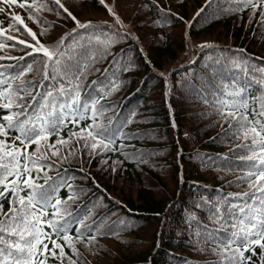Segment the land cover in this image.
Returning <instances> with one entry per match:
<instances>
[{
	"label": "trees",
	"instance_id": "16d2710c",
	"mask_svg": "<svg viewBox=\"0 0 264 264\" xmlns=\"http://www.w3.org/2000/svg\"><path fill=\"white\" fill-rule=\"evenodd\" d=\"M61 2L82 21L87 19L110 27L101 21L114 18L98 0ZM158 2L164 11L157 12L151 0H125L121 11L118 0H105L115 12L133 13L132 21L139 19L144 24L135 27L141 37L140 44L130 36L119 40L111 45L107 56L91 66L99 71L85 70L79 81L82 100L93 89V95L103 96L96 107L104 106V109L95 118L102 128H115L130 117L123 132L126 136L138 132L143 135L125 138L123 151L118 135L113 137L116 151L97 150L96 154L87 156L81 155L77 148L79 159L69 158L46 173L51 178L49 184L59 174L74 190L73 198L65 199L69 196L68 188H58L56 195L61 204L57 206L60 208L57 215L65 210L73 216L79 213L82 218L87 217L84 224L98 225L99 233H104H97L95 251L77 244L82 257L80 264L84 261L87 264H184L185 260L188 264H209L208 255L193 247L197 240L194 234L199 232L203 236L204 228H215L218 238L226 242L230 229L214 224L209 219L208 208L228 193L246 190L244 184L229 183L243 177L245 173L240 166L250 162L238 158L245 154L243 150H234V145L241 142L239 139H232L231 134L223 136L228 126L220 119L217 108L220 107L218 102L230 99L227 94L234 88L243 89L250 114L254 107L259 111L264 105V27L255 22L259 15L253 17L247 8L237 10L240 0H211V8L206 0ZM85 5L94 12H101L105 19L80 14ZM49 7L55 8L54 3ZM202 7L205 10L197 15ZM15 11L46 45L52 43V36L63 35L74 26L66 14L58 18L54 12L38 11L42 23L60 25L41 34L40 27L28 20L25 12L18 7ZM169 11L184 20L177 19L176 15L166 20L165 12ZM7 23V13H0V27ZM119 32L123 31L119 29ZM9 34L32 42L20 32L6 30L5 35ZM142 39L149 44H144ZM87 40V36H78L69 47L79 51V45L88 47ZM7 51L9 49L5 48L0 53ZM20 54L12 51V55ZM114 56L117 63L112 66ZM16 63L0 60V64L7 67L5 76L14 71L12 66ZM39 64L37 60L33 67ZM125 67L127 71H123ZM105 68H110V72L104 73ZM112 73L121 83L117 90L109 92ZM160 73L166 74L167 82ZM33 75L27 73L26 77L32 79ZM93 81L97 83L93 85ZM169 92L170 95H166ZM88 122L82 119L75 128L66 123L60 136L67 137L70 131H78ZM55 140V135L48 137L49 144ZM35 148V144H30L27 151L32 153ZM42 153L51 156L43 142L36 156ZM134 154L136 159L125 158ZM140 154H143L142 163ZM81 167L89 174L87 179ZM31 175L37 176V173L33 171ZM44 176L41 170L35 182L43 185ZM125 182L129 186H125ZM198 203L202 204L199 208L195 206ZM0 204L6 208V199H0ZM52 212L49 207V218ZM193 215L196 219L191 218ZM44 228L51 231L47 225ZM75 230L72 225L69 232ZM200 246L216 245L202 241ZM255 251L257 256L253 260L258 262L260 250L257 247ZM65 252L70 254V249L65 247ZM245 255L250 253L245 252Z\"/></svg>",
	"mask_w": 264,
	"mask_h": 264
},
{
	"label": "snow or ice",
	"instance_id": "6c2138e0",
	"mask_svg": "<svg viewBox=\"0 0 264 264\" xmlns=\"http://www.w3.org/2000/svg\"><path fill=\"white\" fill-rule=\"evenodd\" d=\"M151 2L157 12L164 11L158 0ZM206 2L211 8V0ZM51 3H54L55 8L49 7ZM98 4L115 18L116 24L123 26V20L113 10V6L106 4L105 0H98ZM16 7L27 14L28 20L40 27L41 34L60 25L42 23L38 11L54 12L58 18L66 14V18L74 22V26L63 35L52 36V43L46 45L25 23L22 15L15 11ZM236 8L249 9L253 17L258 13L259 20L255 22L264 27V0H240ZM204 10L202 7L196 14L199 15ZM0 13H7L8 18L6 26L0 27V50L9 49L0 53V60L18 62L12 66L14 71L7 76V67L0 64V199L7 201L6 208L4 204H0V264H65V260L67 264H80L82 257L77 244L95 251L99 226L84 224L87 217L82 218L79 213L73 216L65 210L63 214L57 215L60 213L57 206L61 204L56 195L58 188H68L69 196L65 199L73 198L74 190L70 184L64 183L59 174L49 184L48 180L51 178L46 173L49 168L58 167L69 158L79 159L77 148L81 155L92 156L97 150L116 151L113 137L117 135L120 136L121 143L125 138L143 135L138 132L126 136L123 132V126L130 117L119 122L115 128H102L95 118L104 109V106L100 109L96 107L103 96L93 95V89L83 100L80 97L81 75L85 70L99 71L91 66L109 54L111 45L128 39V34L96 25L91 20L78 19L61 0H41L39 4L37 0H0ZM172 15L184 20L182 16L170 11L165 12V19ZM103 23L108 24L107 21ZM6 30L20 32L30 37L32 42L18 36L5 35ZM78 36L88 37V47L79 45V51L69 47L70 42L75 43ZM101 36L104 37L103 40ZM13 50L21 54L12 55ZM37 60L40 64L34 68ZM145 60L150 63L146 55ZM116 63L114 56L110 64L114 66ZM103 71L108 73L110 68ZM123 71H127V68H123ZM27 73H33V78L28 79ZM160 75L167 82L166 74ZM112 77L107 89L109 92L117 90L121 83L115 73H112ZM96 83L92 82L93 85ZM242 93L243 89L234 88L227 94L230 99L218 102L220 107L217 112L228 126L223 136L229 137L231 134L232 139H239L241 142L234 145V150H243L245 154L238 158L250 162L240 166L245 173L243 177L229 182L244 184L246 190L228 193L208 208L211 213L209 219L214 224L230 229L231 234L226 242L218 238L215 228H204L203 236L199 232L194 234L197 240L193 247L208 255L209 264H264V105L260 106L259 111L254 107L250 114ZM166 95H170V92ZM169 108L171 109V104ZM82 119L90 122L85 123L78 131H70L67 137L60 136V130L66 127V123H71L75 128ZM51 135H55L56 140L49 144L48 137ZM42 142L51 151L50 157L44 153L40 157L36 156V152L41 150ZM30 144L36 145L32 153L27 151ZM140 157V162H144L143 154ZM125 158L137 157L134 154L131 157L126 155ZM41 170L45 172L43 185L35 182ZM80 170L87 179L89 174L84 172L83 167ZM33 171L37 176L31 175ZM195 206L199 208L202 204ZM49 207L53 209L51 218L47 215ZM65 215L69 218L65 219ZM191 218L196 219L194 215ZM45 225L50 232L45 231ZM72 225H75L74 233L69 232ZM202 241L216 246L201 247ZM49 243L51 247L48 246ZM65 247L70 249V254L65 252ZM257 247L260 250L258 262L253 260L257 256ZM245 252L250 255H245ZM212 257L217 259L213 260ZM184 264H188V261L185 260Z\"/></svg>",
	"mask_w": 264,
	"mask_h": 264
},
{
	"label": "rangeland",
	"instance_id": "374dc122",
	"mask_svg": "<svg viewBox=\"0 0 264 264\" xmlns=\"http://www.w3.org/2000/svg\"><path fill=\"white\" fill-rule=\"evenodd\" d=\"M118 1L120 2V5H118V7H119L118 9H119V11H121L122 5L125 3V0H118ZM116 13L123 20V26H121L119 24H116L115 23V18H113V20H109L107 18L106 20L101 21V24H104L103 22L107 21L108 22L107 25H109L110 28H112V29H114L116 31H119V29H120L121 31L126 32L128 34V36H130L132 39H134L135 41H137L138 44H140V40L139 39L141 37H140L139 32L135 29V27H139L141 25L143 26L144 24L141 23V21L139 19H137L135 21H132L133 20V17H132V14L133 13L132 14H129V13L123 12V13L120 14V12H118V11ZM80 14H84L85 17H89V16H92L94 18L96 17L97 20H99V19H105V17L103 16V14L101 12H94L92 10V7H86L85 9H82V11H80ZM122 15L124 16V18L122 17ZM142 36L144 38V35L143 34H142ZM142 41H143L144 44H149L146 39H142ZM149 53H151V52H149ZM167 70H168V68H167ZM124 185L125 186H129V183L128 182H125ZM134 185H136V184H134ZM142 238H144V236H142L141 239Z\"/></svg>",
	"mask_w": 264,
	"mask_h": 264
}]
</instances>
